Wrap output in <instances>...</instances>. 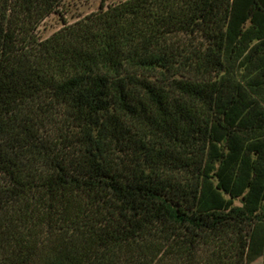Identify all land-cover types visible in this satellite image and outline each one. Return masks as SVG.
Listing matches in <instances>:
<instances>
[{"label":"trees","instance_id":"1","mask_svg":"<svg viewBox=\"0 0 264 264\" xmlns=\"http://www.w3.org/2000/svg\"><path fill=\"white\" fill-rule=\"evenodd\" d=\"M64 2L0 0V264H264V0Z\"/></svg>","mask_w":264,"mask_h":264},{"label":"rangeland","instance_id":"2","mask_svg":"<svg viewBox=\"0 0 264 264\" xmlns=\"http://www.w3.org/2000/svg\"><path fill=\"white\" fill-rule=\"evenodd\" d=\"M113 3L122 0H65L63 4L64 18L69 22L77 21L79 18L88 15L100 8L102 2ZM63 26V17L60 12H55L45 19L39 27V35L43 38L52 35ZM251 264H263L262 258Z\"/></svg>","mask_w":264,"mask_h":264},{"label":"crops","instance_id":"3","mask_svg":"<svg viewBox=\"0 0 264 264\" xmlns=\"http://www.w3.org/2000/svg\"><path fill=\"white\" fill-rule=\"evenodd\" d=\"M256 261V260H255ZM251 264V263H250Z\"/></svg>","mask_w":264,"mask_h":264}]
</instances>
